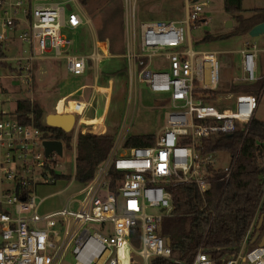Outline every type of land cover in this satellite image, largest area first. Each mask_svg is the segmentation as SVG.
<instances>
[{"label": "built area", "instance_id": "built-area-1", "mask_svg": "<svg viewBox=\"0 0 264 264\" xmlns=\"http://www.w3.org/2000/svg\"><path fill=\"white\" fill-rule=\"evenodd\" d=\"M68 3L0 0V65H11L16 70L4 76H19L30 82L35 62L52 58H64L66 69L81 76L91 63L98 68L101 59L115 56L109 40L103 38L93 40L90 53L70 51L76 41L63 29L75 32L89 20L74 12L73 7L69 10ZM187 7L184 21L150 20L137 26L135 15L131 19L129 16L123 54L125 73L98 72L92 83L94 93L99 89L108 91L99 121L86 119L91 98L68 99L66 121L73 124L69 130H62L72 140L103 134L100 132L108 123H115L120 125L119 138L129 150L117 153L115 138L108 159L91 181H84L88 183L84 188L88 196L83 200L75 194L62 209L46 214L38 211L46 197H40L37 188L57 181L55 167L62 156L56 150L46 154L45 141L58 139L33 118L23 123L13 112L4 118V111H0V264H66L72 244L73 264H130L132 251L145 264L156 256L176 260L169 235L160 232L162 219L173 211L172 187L193 182L206 192L219 175L228 178L235 158L231 156L225 168H217L218 150L202 151L203 138L232 133L239 125L252 122L264 98L263 85L259 95H235L233 110L221 111L207 100L206 92L220 84V65L216 51L198 50L191 37L187 39L182 24L187 23L189 30L205 13L200 0H190ZM241 55L242 75L236 80L254 83L264 78L259 73V50L247 43ZM157 58L163 63H154ZM122 74L128 75L125 89L115 85L116 77ZM102 78L109 84H102ZM140 86L148 93L166 96L141 106ZM58 100H41L37 105L44 111ZM41 121L50 125L47 114ZM82 124L89 128L81 134ZM91 124L96 130L90 128ZM135 124L152 127L151 145H125L132 135L127 132ZM113 167L123 174L116 180L110 173ZM114 181L118 182L115 191ZM75 203L80 205L76 209ZM155 208L158 210L153 211ZM254 222L237 252L222 264H264V244H255L259 236H254ZM137 230L140 242L135 246L132 237ZM190 264H216V260L201 248Z\"/></svg>", "mask_w": 264, "mask_h": 264}, {"label": "rangeland", "instance_id": "rangeland-1", "mask_svg": "<svg viewBox=\"0 0 264 264\" xmlns=\"http://www.w3.org/2000/svg\"><path fill=\"white\" fill-rule=\"evenodd\" d=\"M40 1H70L73 11L82 15L84 19L89 20L88 23L80 26L75 32L68 28L63 29V32L67 36L74 38L76 41L75 47L71 46L70 51L90 53L92 52L93 40L95 38H103L109 40L112 52L121 56L123 59L121 57L101 59L98 62V68H96L94 63H91L88 71L81 74V76H75L66 69V60L64 58L53 60L46 59L45 61L39 60L35 62L34 77L30 82L23 81V77L19 76L16 78H8L4 75L12 72L8 73L5 70L1 71L0 111H4L5 114L2 116L4 118L11 117L12 112L17 108L16 104L19 99L30 98L36 105L40 104L41 100L53 102L59 99L56 103L48 104L46 110L43 111V114H47L48 116L50 114H67L70 111L68 99L82 97L86 100L91 98L92 107L87 111L86 119L99 121L105 112L108 91L106 89H99L94 93L92 83L95 74L99 71L116 74L122 69H125L123 66L126 63L123 54L126 52L125 44L127 42L125 22L129 20V16L131 19V16L135 15L137 26H140L143 22H150V20L167 22L170 20L184 21L187 17L185 8L186 0H89L87 4H82L79 0ZM200 3L205 9L206 13L204 14L206 15H204V17L207 20L196 23L195 26L192 25L189 30L187 29V23L182 24V27L186 31L187 39L190 36L192 43L195 44L198 50L216 51L215 55L220 65V84L214 91L206 92L207 100L217 105L218 109L221 111L233 110L235 107V100L233 97L243 92L232 90L234 84L243 82L236 80V78L240 77L242 74L240 64L241 54L239 52L242 48L246 47L248 43L251 46H255L256 49L259 50V54L263 55L264 33L257 36L244 34L225 39H217L214 37L213 40H203L208 33L212 35H221L222 33L231 31L236 28L237 20L224 10L223 0H200ZM126 4L128 5L127 7ZM117 7H123L122 14H113V11ZM257 7H264V0H243L245 15H250L251 9ZM229 19L233 21L231 27L226 26ZM155 60L154 63H163L159 58ZM101 72L99 73L101 74ZM259 73H261V66H259ZM127 76V74H122L116 77L115 85L119 89L127 88ZM100 81L102 84H109L106 78H102ZM125 94L128 95L127 89L125 90ZM158 96L163 97L166 95L148 93L143 86L138 88V100L141 106L153 104ZM255 117L264 120V98H262L259 103ZM86 128H89V126L82 124L80 133H85ZM120 130L121 127L119 124L108 123L100 133L110 134L116 138V144L117 146L119 145L117 153H128L129 150L123 146L122 139L119 138ZM123 132L125 133V130ZM151 132H153L152 127L135 124L127 132V135H150ZM94 135L97 136V134ZM150 137L154 139V136L150 135ZM77 143L78 142L73 140L72 148H68L65 145L63 155L60 157L61 159L55 167L56 173L58 175H65V177L62 176L58 178L53 184L41 185L37 188V194H39L40 197H46L45 202L38 210L41 214L64 208L67 200L72 195L76 194L81 200L88 196V192L84 191L88 183H83L79 178L80 175L78 176V173L85 174L88 170L85 162H79V157H77L76 154ZM231 156L232 154L227 149L218 150L215 156L216 167L223 169L228 166L232 160ZM96 172L97 171L94 172V176ZM91 180L85 179V181ZM117 184L118 182L114 181L112 189H116ZM79 206L78 203H75L73 208L76 209ZM149 210L151 211V209ZM155 210L157 211L158 208H155L153 211ZM262 215L259 216L258 214L256 222L257 220L258 222L260 221ZM93 230H95V228H93ZM257 235L259 237L255 244L260 243V238L264 235V226L257 230L255 228L254 236ZM73 247L74 245L72 244L70 252L66 257V264H73L75 261L74 255L72 254ZM133 252L134 251H132V253Z\"/></svg>", "mask_w": 264, "mask_h": 264}, {"label": "trees", "instance_id": "trees-1", "mask_svg": "<svg viewBox=\"0 0 264 264\" xmlns=\"http://www.w3.org/2000/svg\"><path fill=\"white\" fill-rule=\"evenodd\" d=\"M87 4L89 0H79ZM224 10L237 20L236 28L221 35L208 33L203 40L231 38L249 34L257 24L264 22V7L251 9L250 15H245L243 0H223ZM123 7H117L113 14H122ZM204 14L196 23L204 19ZM260 58V62H259ZM261 73H264V54L258 55ZM3 69V70H2ZM15 72L13 66L0 65L1 71ZM264 78L257 82H241L233 85L236 92H247L259 95ZM13 112L21 122L34 123L51 130L52 137L64 142L72 148L73 140L62 128L43 124V110L28 99H19ZM1 115V113H0ZM153 137L148 134H136L127 137L125 145L136 147L151 145ZM202 151L227 149L235 161L232 162L228 178L219 175L206 192H202L196 183L178 184L172 187L173 211L161 222L160 232L168 234L172 243L173 257L176 260L160 256L153 257L150 264H190L199 249L206 251L222 264L233 256L243 243V239L259 214H264V120L256 117L248 124L239 125L232 133H220L217 137L203 138ZM115 144V138L110 134L83 135L77 143L76 154L79 162L87 164V173L79 178L91 180L94 172L108 159ZM115 180L123 174L114 167L110 172ZM56 178L65 175L55 174ZM68 176V175H67ZM223 177H225L223 179ZM113 188V187H112ZM115 191V189H113ZM258 229V220L255 221ZM139 230L132 237L135 246L140 242ZM130 264H145L140 255L131 252Z\"/></svg>", "mask_w": 264, "mask_h": 264}, {"label": "water", "instance_id": "water-1", "mask_svg": "<svg viewBox=\"0 0 264 264\" xmlns=\"http://www.w3.org/2000/svg\"><path fill=\"white\" fill-rule=\"evenodd\" d=\"M195 1H198V0H195ZM67 8L69 10H72V5L70 3H68ZM232 24H233V21L231 19H229L226 23V26L231 27ZM262 33H264V22L259 23L255 27H253V29L250 31L249 34L251 36H257V35L262 34ZM47 122H49L50 125H53L55 127H59L62 129H66V130H69L73 124V122L66 121V120L62 124L59 122H56L55 116L53 114H50L47 116ZM44 136L47 137V133H44ZM45 147H46V154H49L51 151L56 150L60 156L63 155L64 145H63V142L60 140H53V139L47 138L45 141ZM263 221H264V215H262L260 221L258 222L259 223L258 229L262 228ZM168 242H170V241L168 240ZM260 244L261 245L264 244V235L260 240Z\"/></svg>", "mask_w": 264, "mask_h": 264}, {"label": "crops", "instance_id": "crops-1", "mask_svg": "<svg viewBox=\"0 0 264 264\" xmlns=\"http://www.w3.org/2000/svg\"><path fill=\"white\" fill-rule=\"evenodd\" d=\"M189 1H190V0H186V4H185L186 12H187V10H188V7H187V6H188ZM127 6H128V5L126 4V7H127ZM187 13H188V12H187ZM205 13H206V12H205ZM227 14H228V13H227ZM204 15H206V14H204ZM204 18H205V17H204ZM204 18H203V19H204ZM206 20H207V19L205 18L203 21H206ZM126 25H127V20H126V22H125V28H126ZM81 26H82V25H81ZM239 53L241 54V50H240ZM121 54H123V53H121ZM114 55H115L114 58H116V57H121V56H118V55L115 54V53H114ZM121 58H122V57H121ZM241 58H242V55H241ZM53 59H54V58H52V60H53ZM122 59H123V58H122ZM240 64H241V62H240ZM123 66L125 67V69H122L121 71L125 73L126 68H127V67H126V63H125ZM124 67H123V68H124ZM121 71H119V72H121ZM241 71H242V64H241ZM99 72H101V71H99ZM101 74H102V75H105V74H110V75H112V74L109 73V72H101ZM113 74H114V73H113ZM95 75H96V74H95ZM241 75H242V74H241ZM110 124H111V123H110ZM90 128H91V129L93 128V124L90 125ZM93 129L96 130L95 128H93Z\"/></svg>", "mask_w": 264, "mask_h": 264}, {"label": "bare ground", "instance_id": "bare-ground-1", "mask_svg": "<svg viewBox=\"0 0 264 264\" xmlns=\"http://www.w3.org/2000/svg\"><path fill=\"white\" fill-rule=\"evenodd\" d=\"M55 116V121L59 123H64L65 120L68 119V116L66 114H59V115H54ZM71 122V121H70Z\"/></svg>", "mask_w": 264, "mask_h": 264}, {"label": "flooded vegetation", "instance_id": "flooded-vegetation-1", "mask_svg": "<svg viewBox=\"0 0 264 264\" xmlns=\"http://www.w3.org/2000/svg\"><path fill=\"white\" fill-rule=\"evenodd\" d=\"M262 226H264V221H263V225Z\"/></svg>", "mask_w": 264, "mask_h": 264}]
</instances>
